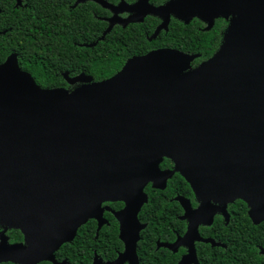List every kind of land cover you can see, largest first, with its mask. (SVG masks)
I'll list each match as a JSON object with an SVG mask.
<instances>
[{
  "label": "water",
  "instance_id": "1",
  "mask_svg": "<svg viewBox=\"0 0 264 264\" xmlns=\"http://www.w3.org/2000/svg\"><path fill=\"white\" fill-rule=\"evenodd\" d=\"M171 3L146 12L185 22L195 16L205 29L217 17L228 21L218 49L195 66L196 55L151 51L101 81L64 74L69 84L83 85L66 100L67 88L39 86L14 54L0 63V217L24 233V243L1 242L0 262L65 264L55 250L89 218L102 226L103 202L123 201L114 215L124 250L111 261L95 256L92 264H139L144 225L137 214L146 183L164 188L171 174L159 169L163 156L202 200L241 198L254 223L264 219V0ZM184 70L191 73L179 77ZM203 208L188 214L197 218ZM199 223L187 239L200 240ZM194 262L190 245L179 264Z\"/></svg>",
  "mask_w": 264,
  "mask_h": 264
},
{
  "label": "trees",
  "instance_id": "2",
  "mask_svg": "<svg viewBox=\"0 0 264 264\" xmlns=\"http://www.w3.org/2000/svg\"><path fill=\"white\" fill-rule=\"evenodd\" d=\"M0 0V63L14 54L18 66L28 72L35 82L44 88L65 87L61 73L75 75L84 72L93 80L101 81L119 71L127 59L146 54L159 47H172L196 55L192 66L211 57L218 49L227 20L217 18L209 29L197 18L188 24L171 18L166 31L148 40L159 20L147 16L143 22L125 27L108 28L109 11L91 0ZM116 3L118 0H105ZM132 2L134 0H125ZM159 4L163 0H150ZM146 202L137 214L144 227L139 232L136 252L139 264H176L178 254L156 246V241H172L176 231L183 230V221L177 217L181 207L172 198L183 195L192 199L189 184L174 174L164 189L145 188ZM112 209H119L122 202H106ZM230 219L227 225L214 218L212 225L201 226L200 234L219 237L218 231H227L225 259L221 261L220 248L210 249L206 238L197 243L199 264H261L264 256L258 252L264 248V221L252 223L245 202L237 199L229 204ZM106 222L98 226L89 219L78 227L72 240L63 243L54 252L57 262L65 264H92L96 255L103 261L114 260L123 249L119 238V223L106 210ZM12 241H21L22 234L11 229ZM199 234V235H200ZM217 253V254H215ZM216 260H214V258ZM197 261V264H198ZM0 264H19L11 261ZM36 264H54L43 260Z\"/></svg>",
  "mask_w": 264,
  "mask_h": 264
},
{
  "label": "flooded vegetation",
  "instance_id": "3",
  "mask_svg": "<svg viewBox=\"0 0 264 264\" xmlns=\"http://www.w3.org/2000/svg\"><path fill=\"white\" fill-rule=\"evenodd\" d=\"M78 1H83V0H77L76 2H78ZM91 1H94L96 3L98 2L96 0H91ZM172 1H174V0H163V2H161L159 4H154L150 0H134L132 2H127L125 0H118L116 3H110L109 2V4H112L113 6L118 7V8L117 9L116 8L110 9V8L105 7L110 13L108 17H104V19L107 20V25H108L107 29H109V27H112V26H115V25H119L120 27L123 28V27H125V26H127L128 24H131V23L143 22L144 19L147 16H153V17H156L159 20V22L156 25L154 31L151 33V35H146L147 39L151 40L152 38L157 37V35L162 30L166 31V29L168 28V25L170 23L171 18L177 19V20L183 22L184 24H188L193 18H197V19L202 21L207 26V22H205V21H203L200 18L195 17V16L192 17L189 21L185 22L184 20L178 18L177 16H175L172 13L169 14V18L167 19V17L165 15L160 16V15L152 14L151 12H146L152 6L153 7H158V6H163V5H166V4H172L171 3ZM99 4L101 6H103L101 3H99ZM25 5L26 4H23V2L21 0H16V6H23L24 7ZM115 12H117V14H119L118 15L119 17H114V13ZM217 18H223V17H217ZM217 18H215V19H217ZM164 22H166V27H160L158 29V27L160 25H162ZM225 29L222 30L221 35H223V32L225 31ZM166 48L175 49V50H179V51H181L183 53L190 54V53L184 52V51H182L180 49H176V48H172V47H159V48L153 49L151 51H155V50H159V49H166ZM151 51H149V52H151ZM144 54H142V55H144ZM137 56H140V55H137ZM80 73H84V72H80ZM80 73H78V74H80ZM64 74H67L68 77H73V76L78 75V74L70 75L69 72L64 71V72L61 73V75H62V77L64 78L65 81H66V79L64 77ZM86 75H88V74H86ZM66 83H67V85L64 88H67L69 91H74L77 87L82 85V83H80V82H76L74 84H69L66 81ZM158 166H159V169L162 172H168L169 173L171 171V174L166 176V179L164 180V188L166 187L168 180L171 179L174 174H179L189 184V187L191 189L193 197L191 199L190 197H186V196L177 194V195H175L172 198L173 200L177 201L178 204L181 207V213H179L177 215L178 216L177 218L180 221H183V230L182 231H176L175 232V238L172 241H160V240H157L156 241L157 248L164 247V248H166V249L178 254V259L176 260V264H179L181 262V260L189 253V246L193 245L194 249H195L196 262H197L198 261L197 243L202 242L201 241L202 238H206L208 241L204 242V243H207L209 245L210 249L220 248V251H219L220 258H221V261H224V259H225L224 250L226 249V243H225L224 239L226 238L227 231H225L223 229H220L218 231V233H219V237L218 238H216L215 236L210 235V234L206 235L205 237H203L200 234L199 228L201 226H210V225H212V223L214 221V218H220L221 223L224 226L227 225V223H228V221L230 219V213L228 211V206H229V204L233 203L237 199H240L243 202H245V204L247 206L248 217L252 221V223H254L252 218H251V216H250V214H249V209L250 208L247 205L246 201H244L241 198H235L233 200L228 201L226 198H224L222 196L219 197L217 195H211V197L209 199L202 200L199 196H197V194L195 192V189L193 188L191 183L178 170H176V164L174 163V161L171 158L163 156L161 158V160L159 161ZM159 182H160V184H162L163 180L159 179ZM148 186L153 188V189H159V190L164 189V188L155 187V186H153V181H151V180L148 181L146 183V185L144 186V188H143V191L146 194L147 198H148V195H147V193L145 191V188H147ZM106 202H116V201H105V202H103L101 204V206L104 207L103 214H104V212L106 210H109L113 214V216L115 217L114 212L118 211V210H120V209H122L124 207V202L123 201H119V202L123 203V206L121 208H119V209L110 208ZM201 206L204 207L203 211H202L203 213L201 212V214L198 215L197 218H194V216H190L192 214H190V215L188 214L189 213L188 210H191V212H193L194 210L198 209ZM107 207L109 209H107ZM141 208H142V206H141ZM141 208H140V210H141ZM140 210H139V212H140ZM204 213L206 215H204ZM189 217L191 218L190 220L188 219ZM89 219H95V218H89ZM95 220L97 221V219H95ZM116 220H117V218H116ZM196 221H197V223L201 222L197 226L198 233L200 234L199 235L200 240L199 239L190 240L191 239L190 237H189V239H187L186 238V233H187L190 225L194 224ZM202 221H205L206 223H202ZM262 221H264V219H262L258 223H260ZM139 222H140V220H139ZM2 223H3V225L0 224V244H1V242H4L5 244H8V245L15 244V243H24V233L20 229L14 228V227H9V226H7V224L4 221ZM97 223H98V221H97ZM140 223L143 224L142 222H140ZM11 229H17V230H19L21 232V234H22V240L21 241H12L10 239V235L8 234V232ZM258 247H259L258 252L264 256V248L261 247V246H258ZM123 249H124V244H123ZM118 254H117V256H118ZM215 254H217V253H215ZM96 256L98 258H100L98 255H96ZM216 258L217 257H215L214 260H216ZM124 264H128V263L125 262ZM190 264H197V263L194 262V263H190ZM198 264H199V261H198ZM261 264H264V259H262Z\"/></svg>",
  "mask_w": 264,
  "mask_h": 264
},
{
  "label": "bare ground",
  "instance_id": "4",
  "mask_svg": "<svg viewBox=\"0 0 264 264\" xmlns=\"http://www.w3.org/2000/svg\"><path fill=\"white\" fill-rule=\"evenodd\" d=\"M262 11L264 12V9H262ZM240 21H241V20H240L239 17H234V18H233V22H234V23H237L236 28H237V26H239ZM189 73H191V72L188 71V70H184V71L179 75V77H184V76L188 75ZM82 87H83V85L77 87L74 91H69V93L71 92V94H69V95L67 96L66 100H68L72 95L78 93V92L82 89ZM5 223H6L7 225H11V224L14 223V222H12V221H10V220H5Z\"/></svg>",
  "mask_w": 264,
  "mask_h": 264
},
{
  "label": "rangeland",
  "instance_id": "5",
  "mask_svg": "<svg viewBox=\"0 0 264 264\" xmlns=\"http://www.w3.org/2000/svg\"><path fill=\"white\" fill-rule=\"evenodd\" d=\"M118 15H119V14H117V12L114 13V17H119ZM174 163H175V162H174ZM204 215H206V214L204 213ZM2 216H3V215H2ZM188 219L190 220L191 218L189 217ZM2 222H3V221H2V218L0 217V224L3 225Z\"/></svg>",
  "mask_w": 264,
  "mask_h": 264
}]
</instances>
